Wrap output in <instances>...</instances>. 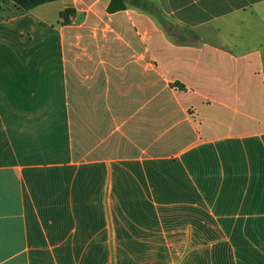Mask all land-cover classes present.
I'll return each mask as SVG.
<instances>
[{
  "label": "crops",
  "instance_id": "0c3cea01",
  "mask_svg": "<svg viewBox=\"0 0 264 264\" xmlns=\"http://www.w3.org/2000/svg\"><path fill=\"white\" fill-rule=\"evenodd\" d=\"M110 2L0 0V264H264V0Z\"/></svg>",
  "mask_w": 264,
  "mask_h": 264
},
{
  "label": "trees",
  "instance_id": "16d2710c",
  "mask_svg": "<svg viewBox=\"0 0 264 264\" xmlns=\"http://www.w3.org/2000/svg\"><path fill=\"white\" fill-rule=\"evenodd\" d=\"M14 4V7L17 11V14L20 13H26L29 11H32L36 9L39 6L55 2L58 0H9ZM130 1L134 6L139 8H144L145 3L143 0H111L107 12L109 14H114L117 12L125 11L127 10V2ZM76 11L74 9H67L61 13V20L62 24H69L70 23V17L72 15H75Z\"/></svg>",
  "mask_w": 264,
  "mask_h": 264
},
{
  "label": "rangeland",
  "instance_id": "374dc122",
  "mask_svg": "<svg viewBox=\"0 0 264 264\" xmlns=\"http://www.w3.org/2000/svg\"><path fill=\"white\" fill-rule=\"evenodd\" d=\"M6 15H8V13H7V11H5V12H3V10L1 9L0 10V18H1V16H6Z\"/></svg>",
  "mask_w": 264,
  "mask_h": 264
}]
</instances>
